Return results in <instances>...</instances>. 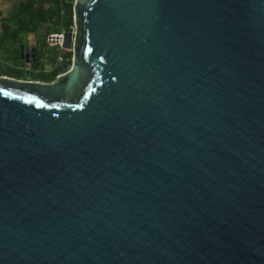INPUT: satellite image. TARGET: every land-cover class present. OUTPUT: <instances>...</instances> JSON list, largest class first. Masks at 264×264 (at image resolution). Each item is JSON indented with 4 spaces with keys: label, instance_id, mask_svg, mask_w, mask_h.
<instances>
[{
    "label": "water",
    "instance_id": "95a60500",
    "mask_svg": "<svg viewBox=\"0 0 264 264\" xmlns=\"http://www.w3.org/2000/svg\"><path fill=\"white\" fill-rule=\"evenodd\" d=\"M72 63L0 78V264H264V0H76Z\"/></svg>",
    "mask_w": 264,
    "mask_h": 264
},
{
    "label": "rangeland",
    "instance_id": "374dc122",
    "mask_svg": "<svg viewBox=\"0 0 264 264\" xmlns=\"http://www.w3.org/2000/svg\"><path fill=\"white\" fill-rule=\"evenodd\" d=\"M6 1L7 4H11L14 0ZM23 12L25 13L26 11L24 10ZM20 15H18L19 17H14H18L17 19L19 21L24 22L22 15ZM64 22L65 20L62 19V24L60 23V25L52 23L49 25H44L41 28L42 32L41 34H39L38 42L32 47L35 54L33 53L30 60L22 59L20 61L19 59L22 55L19 54V49L17 51L18 54L14 56L11 51H13L15 48L10 44L11 42L0 46V78H10V75H12L14 69H21L22 73H24L25 75H30L33 78L40 79L34 81L44 83L58 81L59 77L67 70L65 62L72 61L73 59V49L70 50L71 48H68L65 44V41L69 36H67L65 40L64 33H67V31H69L70 35H72V41H74L76 34V27L74 25L72 27H68ZM26 27L30 29V27H28L27 25ZM32 31H34V29H32ZM60 31L64 33L61 32L60 36L54 34L52 37H50V41L53 43L55 42V46L50 43L47 33ZM57 40H59L60 42H57ZM63 44L68 49L65 50V46ZM43 75L50 76L43 77Z\"/></svg>",
    "mask_w": 264,
    "mask_h": 264
},
{
    "label": "flooded vegetation",
    "instance_id": "af4514ba",
    "mask_svg": "<svg viewBox=\"0 0 264 264\" xmlns=\"http://www.w3.org/2000/svg\"><path fill=\"white\" fill-rule=\"evenodd\" d=\"M19 12L20 11H17L16 9H13V10L0 9V46H2L3 44H6V43L8 44L11 42L10 44L15 48L13 51H11V53H13L14 56L18 54L17 51L19 49V54L22 55L19 60L20 61L22 59L30 60L33 53L35 54L32 47L35 44H37L38 37H39V34H41V32H42L41 28L43 26L39 27L38 29H36L34 31L28 29L24 22L19 21L17 19L18 17L17 18L14 17V16H18L17 13H19ZM62 33H64V32H62ZM54 34L58 35V36L61 35L60 33H57V32L47 33L49 41H50V37H52ZM64 34H65L64 39L66 40V37L70 33H69V31H67V33H64ZM57 42H60V41L57 40ZM66 42H67V40L65 41V44H66ZM50 43L56 46L55 42L53 43L50 41ZM72 43H73V41H72ZM27 44H28V47H27ZM64 49L66 50L68 48H66V46H65ZM70 50H72V48ZM67 62L72 63V61H66L65 63H67ZM49 76L43 75V77H49ZM10 77L16 78V79H23V80H40L38 78L37 79L33 78L30 75H25L24 73H22L21 69H19V70L14 69V72L12 73V75H10Z\"/></svg>",
    "mask_w": 264,
    "mask_h": 264
},
{
    "label": "trees",
    "instance_id": "16d2710c",
    "mask_svg": "<svg viewBox=\"0 0 264 264\" xmlns=\"http://www.w3.org/2000/svg\"><path fill=\"white\" fill-rule=\"evenodd\" d=\"M75 2L76 0H24L16 6V10L20 11L18 15L22 13L24 23L30 30L52 23L60 25L62 19L66 26L72 27L75 25Z\"/></svg>",
    "mask_w": 264,
    "mask_h": 264
},
{
    "label": "crops",
    "instance_id": "0c3cea01",
    "mask_svg": "<svg viewBox=\"0 0 264 264\" xmlns=\"http://www.w3.org/2000/svg\"><path fill=\"white\" fill-rule=\"evenodd\" d=\"M24 0H14L11 4H7L6 0H0V9L13 10L16 9V6Z\"/></svg>",
    "mask_w": 264,
    "mask_h": 264
}]
</instances>
